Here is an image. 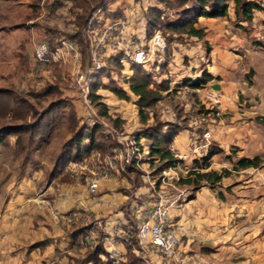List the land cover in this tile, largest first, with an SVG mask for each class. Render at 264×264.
I'll use <instances>...</instances> for the list:
<instances>
[{
	"label": "rangeland",
	"instance_id": "374dc122",
	"mask_svg": "<svg viewBox=\"0 0 264 264\" xmlns=\"http://www.w3.org/2000/svg\"><path fill=\"white\" fill-rule=\"evenodd\" d=\"M254 1L260 9L253 11L250 21L235 17L232 2L228 3L227 16L219 19L227 21L228 27L247 39V43L244 47L231 44L234 60L222 71L225 76L216 75L207 82L211 87L217 85L215 90L221 87L218 115L208 109L209 105L198 101L185 109L171 95L181 84L191 86L203 70L207 71L209 45L206 52L203 40L177 33L171 37L161 31L164 53L157 54L149 66L132 71L138 75L146 73L150 88L160 93L159 101L144 108L148 115L145 123L139 119L137 98L128 88L131 70H127V63L122 65L125 70L105 71L106 76L99 81L95 94L99 96L97 102L107 107V116L100 114V107L90 98V108H85L81 99L73 95L64 73H51L39 86L21 91L20 107L14 111L5 109V103L0 100V264H60L59 254H67L61 248L64 240L59 241L60 236L70 235L69 264H79L82 257L77 254L86 256L91 252L96 238H102L105 243L122 241L124 250L118 248L120 253L113 256L114 264H121L124 258L126 264H145L133 260L137 258L134 251L138 248L135 238L138 221L133 210L137 206L154 208L159 202L166 207L167 224L177 232L180 242L174 260L163 263L153 258L149 264H264V165L242 169L236 164L243 157L259 156L264 160V124L256 119L264 117V6H261L264 0ZM51 4L56 9L40 18L42 26L47 28L46 32L65 38L74 32L70 23L75 13L83 16V27L87 16L96 8H101L109 18L132 19L137 36L144 33V16L151 8L161 12L164 20L176 18L175 11L156 0H85L83 10L73 8L67 0H52ZM80 38L84 55L81 32ZM234 39L237 37L228 41L232 43ZM47 87L48 91L43 92ZM111 88L124 90L128 98H118ZM40 116L38 126L31 127ZM154 120L159 122L160 130H167L170 125L166 123L174 124L191 139H202L207 131L206 151L216 147L220 152L206 161L202 158L207 152L193 158V144L187 137L184 150L174 146L175 162L159 170L161 163L149 155V141L142 136L144 130L155 124ZM92 128L97 148L86 151L88 139H84L75 156L76 145H66L67 142L78 129L89 133ZM133 140L137 159L119 168V178H124L119 190L127 197L122 203L127 221L122 230L117 228L113 234H106L105 239L99 233L106 231L103 222L96 218L100 226L95 238H85L86 224L81 216L72 221L63 218L76 207L62 212L59 209L67 206L68 192L74 197L79 191L75 188H87L90 169L99 172L106 156L114 150H123ZM69 150L74 157L66 162ZM70 163L81 165H78L82 174L79 182L72 179ZM209 171L224 176L214 184L199 179L198 174ZM139 187L144 195L136 193ZM46 222L65 233L58 231L61 235L53 238L55 247L29 255L32 237L40 236L41 226ZM85 244L89 250L83 252ZM106 259L101 257L105 264H112Z\"/></svg>",
	"mask_w": 264,
	"mask_h": 264
},
{
	"label": "built area",
	"instance_id": "2783aa9c",
	"mask_svg": "<svg viewBox=\"0 0 264 264\" xmlns=\"http://www.w3.org/2000/svg\"><path fill=\"white\" fill-rule=\"evenodd\" d=\"M81 34L85 46L84 61L79 42L71 38H60L53 45L46 41H35L32 44V55L35 71L46 70L55 65H68L72 85L85 108H90L89 91L93 77L106 66L109 57H116L121 70H125L122 65L127 63L128 70L132 64L149 66L153 58L157 54L164 53L165 50V41L159 32H155L150 39H146L145 36L141 38L130 30L129 22L124 17L109 18L105 16L101 8H96L87 16ZM171 95L185 109H190L198 101L209 105L208 109L212 110L215 115L219 114L220 92L207 83L196 87L181 84ZM188 138L193 144V158L198 159L206 154L209 132L205 131L202 139H191L190 136ZM135 145L136 142L133 140L123 150H114L112 155L106 156L102 160L103 164L99 172L90 169V176L86 177L87 190L90 193L96 192L99 178H110L115 173H119V168L122 169L124 165L132 164L138 156ZM169 149L174 156L173 142L170 143ZM69 165V170L73 174L72 179L79 182L82 177L78 168L80 164L70 163ZM133 213L138 221L135 236L138 246L135 250L136 256L145 264L151 263L153 258H157L163 263L174 260L180 240L177 232L167 224L168 212L166 207L159 202L154 204V208L137 206ZM80 216L84 224L90 225V227H86V225V228L84 227L83 235L85 238H95L94 234L100 225L90 213L83 209H72L63 218L66 221H72V219L76 220ZM81 238H78L79 242ZM96 240L93 241L95 243L93 248L97 243ZM116 253L120 252L113 245L107 251L106 260H110L114 264L115 258L113 256ZM124 260L125 258L120 261L123 262Z\"/></svg>",
	"mask_w": 264,
	"mask_h": 264
},
{
	"label": "crops",
	"instance_id": "0c3cea01",
	"mask_svg": "<svg viewBox=\"0 0 264 264\" xmlns=\"http://www.w3.org/2000/svg\"><path fill=\"white\" fill-rule=\"evenodd\" d=\"M51 1L52 0H0V88L14 91H25L29 88L39 86L43 80L48 79L51 73H58L61 75L64 73L66 77L65 79L72 88L71 91L73 95H75V98L78 99L77 91L73 87L71 78L69 76L68 65H55L46 70H34L35 63L32 55L33 42L46 41L50 45H53L58 39L65 38L61 34L46 32L47 28L45 29L42 26L40 18L42 19L46 14L56 9V7L51 4ZM261 6H264V2L262 1ZM44 8H46V10ZM255 18L256 17L253 19ZM219 19L222 18L201 17L197 21L196 26L198 28H203L205 32L203 39H198V41H206L210 47L208 53L210 64L207 67V72L212 76L218 75L219 77L223 78L225 75L222 74V71L225 72L227 70L226 67H229L232 63V60H234L229 46L231 44H238V46L241 45L244 47L247 43V39L242 38L241 35L230 29L227 25V21ZM128 22L130 30L137 34L136 30L134 29L135 24L133 23V20L129 19ZM70 25H72V27L74 26L73 29L75 30V25L73 23H70ZM144 36L145 31L139 37L142 38ZM234 37H237V39H234L232 43L228 41L229 38ZM81 55L84 61L83 56L85 57V53L83 55L81 51ZM219 91H222L221 87ZM187 137L188 135L179 132L174 137L172 142L176 148L184 150V140H186ZM123 182L124 178H119V173H115L110 178H99L98 188L94 193H90L85 187L75 188L79 191L75 193L74 197H70L68 192V196L66 197L68 199V204L66 206L67 208L61 206L59 211L62 212L64 209H72L74 207H76V209L85 210L86 212L93 215V219L98 218L100 219V222H103V227L106 231L102 233L100 230L99 233L101 232L105 239H107L106 234H113L117 228L122 230L123 225L127 221V217L122 208V203L125 202L127 197L118 191ZM141 189L142 187H139L136 193L139 195H144L145 192H141ZM110 199L112 201H109ZM107 222H109L108 225L106 224ZM43 225L44 226H41L42 230H40L39 233L40 236L37 237L35 234L34 237H32L33 239L30 241L29 245L42 240H48L47 244L42 248H31L30 252L32 253H29V255L35 256L36 252L40 253L41 250L48 249L49 247L53 248V238L56 237V235H61L58 231L65 233L62 230L57 229L53 223L51 224L46 222V224ZM70 236H60L61 239H59V241L64 240L63 243L61 241V248L66 249L65 253H67L65 255L63 253L59 254L61 261L60 264H69V259L67 256L70 254L68 249L69 240L71 238ZM97 239L100 240V242H97L95 247L98 245L103 246L104 250L106 251V255H101V257H104L105 259L107 258L108 249L113 245H115L117 248H120L121 251L124 250L121 240H110V243H105L101 240V238ZM83 247V252L89 250L86 244L85 246L83 245ZM95 247L92 250H94ZM79 255L82 257V259L85 257L83 254L81 255L80 252L77 254V256ZM136 257L141 262H143L138 256ZM44 260L45 259L43 258L40 260V262L43 263L45 262ZM105 263L106 261H102L100 264ZM84 264L92 263L90 262ZM121 264H126V259L121 262Z\"/></svg>",
	"mask_w": 264,
	"mask_h": 264
},
{
	"label": "trees",
	"instance_id": "16d2710c",
	"mask_svg": "<svg viewBox=\"0 0 264 264\" xmlns=\"http://www.w3.org/2000/svg\"><path fill=\"white\" fill-rule=\"evenodd\" d=\"M71 2V6L73 8H77L80 10L84 9L85 0H67ZM159 4H163L169 9L175 11L176 18L173 21L164 20L161 18V12H158L157 9L151 8L149 12L144 16L145 18V38L150 39L155 32L161 31L162 33H166V35H170L173 37L176 33L177 34H187L188 36L195 37L197 39H203L205 32L203 28H198L196 23L199 18H223L227 16V9L228 3L232 2L234 5V15L235 17H240L245 21H250L252 19V13L254 10H259L260 5L256 3L254 0H156ZM184 7V8H183ZM119 18V17H116ZM72 23L75 25L74 32L69 36V38L77 39L79 45H82V40L80 38V29L83 25V16L80 13H75L73 17ZM83 28V27H82ZM206 52H208L209 47L206 41H204ZM82 53L84 50H81ZM142 68V65L132 64L130 65L129 69L131 70V76L128 80V88L129 91L137 98L135 100V104L138 107V115L141 123H145L148 119V115L144 113V108L152 107L157 101L160 99V93L155 89L150 88V80L148 75L145 73L143 75L137 72L132 74L133 69L136 71ZM121 67L118 66L116 57H109L107 59L106 66L99 70L93 77L90 91H89V98L91 102L95 103L100 107L99 111L100 114L103 116H107V107L105 104L101 102H97L99 96L95 94L99 81L101 77L106 76L104 73L105 71L111 72L113 70H120ZM108 77V76H107ZM214 77L209 74L206 70H203L201 73V77L198 78L196 81L191 83L192 86H200L201 84H205ZM48 87L43 92L48 91ZM111 91L121 99H127L128 95L126 92L120 88H111ZM21 91H14L10 89L0 88V100L3 101V107L7 110L14 111L15 108L17 109L20 107L21 99L19 94ZM19 102V103H18ZM5 110L3 111V113ZM12 113V112H11ZM4 115V114H3ZM42 116L39 117L36 122L31 123L30 126L35 127L38 126V121ZM257 121L264 124V117H257ZM155 124L153 126L148 127L146 130L143 131L142 136L149 141L148 146V153L153 159H158L161 163L159 165V170L166 168L175 162V159L170 152L169 144L173 141L174 137L180 132L174 124H167L170 125L167 127V130L162 131L160 130L159 122L154 120ZM115 123L116 120H113ZM6 129V128H5ZM9 133H14L13 131H9ZM94 128L89 133H84L81 129L74 133L71 140L67 142L66 145H70L74 143L75 147V156L79 154L78 152V145L84 139H88V144L85 145L84 149L89 151L91 149H96L97 144L95 142L94 137ZM18 144V140L16 139ZM220 152L219 148L213 147L210 149L206 156L203 158L204 161L210 159L213 155ZM71 151L66 152L65 161L69 162L73 159ZM237 167L239 168H257L261 165H264V160L259 156H253L252 158H240L237 162ZM226 171V170H223ZM227 172V171H226ZM222 176L221 173H217L215 171L204 172L198 174L199 179H204L211 184L217 183L221 180ZM118 191H120L118 189ZM48 240H42L34 242L30 248H39L43 247L47 244ZM101 255H106V251L104 250L102 245H98L95 247L94 250L89 252L79 264L84 263H92V264H100L102 263ZM132 259V258H131ZM140 261L138 258L133 257V260ZM141 262V261H140Z\"/></svg>",
	"mask_w": 264,
	"mask_h": 264
},
{
	"label": "water",
	"instance_id": "95a60500",
	"mask_svg": "<svg viewBox=\"0 0 264 264\" xmlns=\"http://www.w3.org/2000/svg\"><path fill=\"white\" fill-rule=\"evenodd\" d=\"M212 87H213L214 89H217V88H218V86H217V85H213Z\"/></svg>",
	"mask_w": 264,
	"mask_h": 264
}]
</instances>
